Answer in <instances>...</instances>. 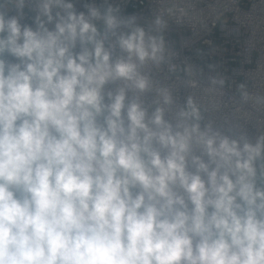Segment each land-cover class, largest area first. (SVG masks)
<instances>
[{"label": "clouds", "instance_id": "9594fccd", "mask_svg": "<svg viewBox=\"0 0 264 264\" xmlns=\"http://www.w3.org/2000/svg\"><path fill=\"white\" fill-rule=\"evenodd\" d=\"M128 2L0 0V264H264V87Z\"/></svg>", "mask_w": 264, "mask_h": 264}, {"label": "built area", "instance_id": "2783aa9c", "mask_svg": "<svg viewBox=\"0 0 264 264\" xmlns=\"http://www.w3.org/2000/svg\"><path fill=\"white\" fill-rule=\"evenodd\" d=\"M195 6V14L204 18L203 23L195 28L175 24L169 28L168 36L177 49L206 70L210 58H214L231 78L248 79L253 90L264 87V0H195ZM156 7V0H129L125 11L149 15ZM188 94V89L180 88L181 98ZM251 115L248 132L254 136L257 122L264 124V117L258 112ZM207 118L216 119V126L221 127L223 120L232 116L225 109Z\"/></svg>", "mask_w": 264, "mask_h": 264}]
</instances>
